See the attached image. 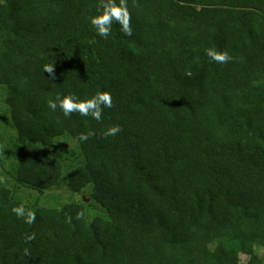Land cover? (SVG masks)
<instances>
[{
  "label": "trees",
  "instance_id": "trees-1",
  "mask_svg": "<svg viewBox=\"0 0 264 264\" xmlns=\"http://www.w3.org/2000/svg\"><path fill=\"white\" fill-rule=\"evenodd\" d=\"M128 3L132 35L114 22L103 39L89 22L99 0H0L17 182L53 189L66 159L48 147L92 133L68 187L92 185L109 217L89 222L81 201L31 211L0 182V264H264V0ZM207 48L232 59L213 62ZM97 90L113 99L99 122L48 107Z\"/></svg>",
  "mask_w": 264,
  "mask_h": 264
},
{
  "label": "rangeland",
  "instance_id": "rangeland-1",
  "mask_svg": "<svg viewBox=\"0 0 264 264\" xmlns=\"http://www.w3.org/2000/svg\"><path fill=\"white\" fill-rule=\"evenodd\" d=\"M5 86L0 85V182L12 190L13 197L34 211L38 207L60 209L67 203L81 201L85 205L86 217L91 222L95 217L102 216L109 219L106 210L92 197V185L82 192H72L68 187V172L78 165L85 164L79 142L66 133L56 137L53 145L48 149L62 154L65 157L61 183L53 189L40 194L36 189L24 186L17 182L18 156L16 152L22 147L17 137V130L13 126L10 113L6 106ZM257 253L263 257L264 247H257ZM247 257L241 256V264H246Z\"/></svg>",
  "mask_w": 264,
  "mask_h": 264
},
{
  "label": "clouds",
  "instance_id": "clouds-1",
  "mask_svg": "<svg viewBox=\"0 0 264 264\" xmlns=\"http://www.w3.org/2000/svg\"><path fill=\"white\" fill-rule=\"evenodd\" d=\"M89 22L95 30L96 35L103 39H107L111 34L113 23L120 26V31L126 35H132L131 27V13L129 11L128 0H99V5L96 14L89 17ZM205 55L213 62L225 64L229 62L232 57L226 52H218L215 49H205ZM54 67L49 64L43 66V71L49 74L53 73ZM54 78V77H53ZM48 107L52 111L59 109L64 117L70 118L73 113H79L82 117H89L96 121H101L103 110L105 108L113 107L112 95L108 91L97 90L91 97L81 98L75 94L58 93L54 100L48 103ZM120 131L119 126L109 127L104 133L106 136H115ZM92 133H80L75 139L84 143L87 142ZM12 212L18 218H26L25 222L32 224L36 217L31 211L25 212L23 205L14 206ZM83 213L77 214V219H82ZM35 239V234L27 235L25 241L29 242ZM27 255L28 249H25Z\"/></svg>",
  "mask_w": 264,
  "mask_h": 264
}]
</instances>
